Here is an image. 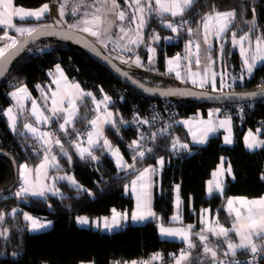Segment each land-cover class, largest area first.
I'll return each mask as SVG.
<instances>
[{
    "label": "trees",
    "instance_id": "trees-1",
    "mask_svg": "<svg viewBox=\"0 0 264 264\" xmlns=\"http://www.w3.org/2000/svg\"><path fill=\"white\" fill-rule=\"evenodd\" d=\"M15 2L26 8H38L44 3L52 5L54 0H15ZM118 3L129 11L126 0H118ZM240 3L241 0H196L194 7L185 16L188 20L186 27L194 29L192 34L186 29L173 33L161 24L156 25L154 31L162 38L174 35L177 41L167 43L162 39V42L156 45V63L146 65L144 71L140 73L131 72L151 86H177L175 76L167 71V57L182 50L188 39L200 37L202 24L198 27V22L210 11L212 5L224 11ZM252 4L256 7L258 26V31L251 34L253 40L264 32V0H252ZM153 16L154 14L142 32L146 44L151 41ZM67 17L68 21H71L74 16L68 13ZM165 17L180 19L168 15ZM244 19H253L250 7L245 12ZM52 23V13L40 21L27 22L31 26ZM234 23L235 26L225 33V38L221 40L219 47L211 51L216 67L227 62L231 74L238 75L241 66L240 55L231 43V33L236 32L238 37L247 32L248 28L241 22L239 15ZM0 34H3L1 27ZM69 42L71 41L54 37L40 39L30 44L12 63L6 77L0 83V150L8 152L18 164L26 162L29 166H34L42 160L43 153L34 154L31 151L34 146L42 148L40 141L31 137L23 128V124L29 118L20 121L18 132H11L4 110L11 103L9 95L11 89L27 85L37 94L36 86L48 81L49 71L60 64L70 78L80 81L84 88L93 91L96 96L100 97L103 92L113 99L112 107L121 116L120 119H116L119 131L117 133V130L109 125L104 136L113 147L120 148L128 165L135 163V166L131 169L118 168L110 152L99 147L93 151V154L99 157L98 161L82 160L72 144L66 142L68 136L83 127L94 116L92 101L89 98L84 99L80 103L79 116L73 127L68 128V134L58 129L59 121L50 125L55 128L61 143L69 150L68 155L72 157L71 164L67 156L61 160L62 169L71 172L83 189L61 182L62 196L16 197L13 191L1 194L0 211L8 215L3 222H0V229L9 230V240L5 241L0 237V264H80L81 261L112 264L115 260L146 259L158 252L164 255V260L159 264H172L173 257L170 254H178L185 245L161 238L158 217L163 224H173L171 217L175 212V184L180 185L186 222L197 219L196 214L189 212L191 198L197 214L201 209L210 207L217 213L220 222L230 226L231 217L225 210L227 197L243 195L256 198L264 195V180L260 178L264 173V148L250 151L244 144L247 129L261 127V136L264 138V99L240 104H212L179 97L159 99L148 97L117 79L80 46L79 48L69 46ZM221 44L224 47V55L219 54ZM139 53L145 60L147 59L145 46L139 47ZM262 81H264V63L257 67L251 78H247L243 84L237 82L232 89L255 90ZM212 106L221 107L224 114L233 117L235 123L233 145L224 144L222 133H218L210 137L204 146H194L188 131L179 122L182 118L196 114L198 110L205 111L207 107ZM134 116L136 122L133 124L126 122ZM139 118L147 120L150 126H160L165 131L158 132L155 140L151 138L149 146L144 150L147 153V149L150 148L152 152L147 153L143 159L137 157L134 162V153L129 145L137 137L138 128L144 127ZM176 138L180 143H188L190 151L179 147L173 150L171 145ZM54 147L60 148L56 144ZM11 156L0 154V190L11 186L15 179V166ZM222 156L230 159L235 179L226 180L223 195L214 193L210 196L206 192V182L212 177ZM160 157L169 159L170 163L163 169L160 191L155 189L153 193V209L157 218H152L144 224H128L112 233L83 227L76 222V217L82 215L92 219L108 216L113 208L131 210L134 200L127 195L126 187L144 168L155 166ZM15 208H19V211L12 215L10 212ZM26 211L48 217L53 221L52 227L38 233L29 231L28 222L23 218ZM14 252L17 255L13 256ZM247 256L239 252L237 255L241 258ZM196 264L202 262L197 261ZM260 264H264V260H261Z\"/></svg>",
    "mask_w": 264,
    "mask_h": 264
},
{
    "label": "snow or ice",
    "instance_id": "snow-or-ice-1",
    "mask_svg": "<svg viewBox=\"0 0 264 264\" xmlns=\"http://www.w3.org/2000/svg\"><path fill=\"white\" fill-rule=\"evenodd\" d=\"M127 2V0H126ZM196 3V0H131L129 7L134 6V11L129 17L126 10L121 8L118 0H94L92 5H86L83 14L76 20L73 24H68V28H79L83 32L89 33L93 37L100 39L103 34L110 33L111 28L117 21L128 20L129 24H134L135 28H125L124 26H119V31L123 35L120 37L124 39L128 37V43L132 45H139L144 43L142 36V31L148 25V20L153 14L161 17V25L164 28L170 29L173 33H178L181 30H185L192 34L194 29L191 27H186L188 25V20L185 18L186 13L191 10ZM14 0H0V26L3 28V34L0 35V40L6 41L3 46H0V58L9 55L12 50L17 49L18 45L21 43H27L29 39H33L38 36L43 29L55 27L60 23H67L63 18L66 15L67 0H62V2H57L54 0L53 4L44 3L40 7L35 9H27L23 6L14 7ZM99 4V6H96ZM91 7L94 11H88ZM251 8L252 20L244 19V14ZM103 9V11L101 10ZM79 8H74L72 15L75 16L79 12ZM55 13L57 18L53 19V24L51 25H38V26H17L13 23L14 18L17 21L27 23L31 20L40 21L42 18L48 16L51 13ZM168 14L171 18L179 17V20H173L165 17ZM256 7L252 4V0H241L238 6H233L228 10L220 11L215 5L210 7V11L205 13L201 20L198 22L199 25L202 24L204 30L203 45H209L208 48L204 49L205 59L209 62L211 57L208 55L210 51V41L209 36H215L218 40H224V34L229 32L231 27L235 26V21L239 15L241 22L247 26L248 31L244 32L243 35L237 37L236 32L231 33V43L233 46H239V54L243 58L242 60V75L239 80L242 82L245 78H251L257 69L258 64L264 63V32H261L256 36L255 41L252 40L251 34L258 31V26L256 24ZM9 29H14L21 37L25 39L21 41L14 35L9 34ZM134 33L135 39H133L129 34ZM151 39L155 42H159L161 39L171 40L172 37H161L159 33L153 30ZM247 41V47L245 42ZM102 42V39H101ZM188 45H192V41H188ZM195 63L200 65V51L202 44L197 42L195 45ZM132 51L131 48L128 49ZM157 49L149 46L148 52V63L153 64L155 60V53ZM189 56L193 55L191 47H189ZM219 54L224 55V47L221 44L219 49ZM182 57L177 55L167 61L168 73L175 72L177 79L181 78V72L178 70L180 67V61ZM127 63V61H124ZM134 63L137 66H143L139 56L136 57ZM56 72L59 73V77L52 81L53 84L57 86L55 91L51 92V108L48 111L51 112V116L46 115L45 111L40 107L36 100H32L31 116L35 118L36 123H49L53 118L63 120L59 123L58 127L60 130L68 134V126L73 125L79 112V107L77 101H83L85 97H92V93L84 92L78 83L68 84L67 77L64 75L63 70L59 64L55 65ZM4 73L0 71V75ZM167 74V73H166ZM189 76L193 77L192 83L199 84V87L203 88L206 84L211 82V87L216 90V74L213 73L211 78L208 76V69H205L204 75L201 76L199 72L192 73L189 70ZM49 75H53L49 72ZM127 75V73H125ZM200 76L199 81L194 77ZM63 81V87H61V82ZM41 88L40 85L36 86ZM140 87H143L141 84ZM231 87V85H229ZM223 89L221 88L220 91ZM41 91L44 95L45 102L49 99L46 92ZM103 91V89H101ZM146 91H152L151 89H146ZM180 89L176 90H164L161 91V95H181ZM9 95L16 100L15 107H19L23 110L22 101L25 99H31V94L28 92L26 86H21L16 88L15 91L9 93ZM230 95L240 96V97H256L264 96V81L257 86L256 91L249 93L237 94L232 93ZM93 98V103L96 105V110L99 111L101 105L104 106V115H97L94 119L89 121L92 126V131L87 133V143L88 147H82L81 144L76 143L78 155L80 159H90L92 161H98L99 157L93 154L96 148L106 149L111 153L112 156L116 157V164L118 168L131 169L134 168L135 163L132 165L126 164L123 156L120 153L118 147H113L111 142L104 136V125H111L113 128L119 131L117 123L114 119L112 112L107 111L108 103L111 101V97L107 94L103 96V99L96 101ZM65 101H67V107H65ZM219 112V109L215 110ZM243 112V109H240ZM4 115L7 116L9 127L13 132H18L17 129V115L14 114L13 108L10 107L4 111ZM213 113H209V119L207 121H197L193 125L190 121H183L182 123L188 127V131L191 134L192 142L194 144H205L208 141L209 134L215 133L218 128H227L228 135L224 136L225 144H232L233 138L231 135V117H226L219 121V124H215L212 121ZM155 119V118H153ZM122 123H126L121 121ZM143 123L147 124L148 121L144 120ZM23 128L33 135L37 140L42 142V145L48 147L45 148V154L42 162L35 168H29V166L24 164L18 165V178L20 181V186L18 190L14 193L16 197H40L44 198L48 193L56 195L59 193V189L55 187V182L58 180H65L70 185H75L77 188H82L76 181L74 176L65 174L63 176L52 177L53 184L48 185L44 183L47 179V169L49 166L57 167L56 156L52 155L49 157L47 153L51 152V145L54 143L60 146V151L63 155L67 156V150L64 149L63 144L59 138L53 139L54 133L47 131H40L31 123L23 124ZM165 131V130H161ZM261 129H257L256 132L249 130L247 135L244 137L245 147L249 150L256 148H264V139H260L259 133ZM23 135V133H20ZM38 134V135H37ZM79 135V134H77ZM157 133L152 134V139L155 140ZM140 139H143L141 136ZM75 143V142H74ZM130 148L137 149L140 147L139 140H133L129 145ZM172 149L175 150L177 147L183 150L190 151V145L188 143H180L179 139L176 138L171 145ZM152 149H147V153H151ZM145 151L135 152L133 156V161L135 162L137 157L143 159L146 154ZM69 164L72 163V157L68 156ZM165 160L160 157L157 160V164L162 169ZM225 160L221 157V163L218 169L213 172V179L208 181L207 194L213 195L214 193L223 194L225 191L224 175L227 173L232 179H235L233 173L232 165L229 163L227 168L224 167ZM13 164L15 161L13 160ZM157 172L155 167L144 168L139 172L136 180L132 181L131 191L136 194V210L131 213V220L133 221H146L149 218H157V214L152 210V180L151 176L153 173ZM33 174H35V179H33ZM260 178L264 180V173L261 174ZM139 182V188L137 187ZM127 190V187H126ZM174 215L171 217L173 221L182 220V205L183 201L180 198V185L174 186ZM91 195V193L89 192ZM7 199V197H3ZM238 205V206H237ZM226 208L229 215L233 216V222L231 227H225L220 224L218 218L209 220L207 217L210 213L209 209H203L201 212L200 223L203 225L199 232H193L194 225L189 224L182 227H165L163 224L159 226V233L161 236L165 237H179L187 245L186 248H182L178 254H170L173 256V264H196L199 257H193L192 249L202 248V257H207V259L202 260V264H258L260 260H264V196L256 199H249L246 197H229L226 201ZM17 209H12V214H15ZM5 212L0 211V222L5 220ZM25 221L29 222V231H40L47 228L51 221L41 222L38 218L30 216L28 213L23 214ZM129 214L127 212L120 213L117 212L115 208L112 209V218L109 222L108 217L103 218V228L107 230H112L115 227L121 225V220H127ZM76 222L81 225H87L90 223L89 218L86 216L76 217ZM99 226V222H93ZM232 233L238 237V242L234 241L232 238ZM209 234L216 238V244L213 245L210 241ZM0 237L5 241L9 240V230L7 228L0 229ZM193 237L197 238L200 242L195 243ZM226 245V248L224 247ZM239 253L249 255V259L242 261L237 258ZM13 256L17 253H12ZM161 253H154L149 260H131V261H121L115 260L112 264H151L154 260H162ZM80 264H85L81 261ZM88 264H95L94 261H89Z\"/></svg>",
    "mask_w": 264,
    "mask_h": 264
},
{
    "label": "crops",
    "instance_id": "crops-1",
    "mask_svg": "<svg viewBox=\"0 0 264 264\" xmlns=\"http://www.w3.org/2000/svg\"><path fill=\"white\" fill-rule=\"evenodd\" d=\"M67 1H69L68 4L70 5V7L68 8V11H67L68 13H72V12H73L74 6H76V8H81V9L84 11L86 5H92V4L94 3V0H67ZM127 2H128V7H129V3L131 2V0H127ZM13 6H14V7H20V5H17V4H16L15 0H14V4H13ZM96 6H99V4H97ZM24 8H26V7H24ZM121 8L123 9V7H121ZM129 8H131V7H129ZM129 8H128V9H129ZM27 9H35V8H27ZM132 9H133L132 11H131V10H129V11L127 10V11H128L127 14H128L129 17L132 15V13H133V11H134V8H133V7H132ZM101 10L103 11V9H101ZM124 10H125V9H124ZM88 11H94V9L91 8V7H89V8H88ZM68 13H67V14H68ZM79 13H80V12H77L76 15L73 17V19H72L71 21H69L71 24H72V23H75L76 20H77L78 18H80V16L82 15V13H80V14H79ZM67 14L65 15V19L68 21ZM165 15H168V14H165ZM118 22L121 23V26H124L126 29L129 28V27H131V28H133V29L135 28V25H134V24H129L127 19H126L125 21H117V23H118ZM13 23L17 24V26H31L30 24H27V23H24V22L17 21L15 18H14V20H13ZM52 24H53V23H52ZM119 25H120V24H119ZM0 27L2 28V26H0ZM76 29H77V28H76ZM8 31H9V34H10V35H14V36H16V37L19 39V34L16 33V32L14 31V29H9ZM143 31H144V29H143ZM143 31H142V32H143ZM118 32H120L119 29H118ZM156 33H158V32H156ZM129 35H130L133 39L136 38L134 33H130ZM224 35H225V34H224ZM142 36H143V34H142ZM160 36H161V35H160ZM203 36H204V30H203V27H202L200 37L193 38V39H188V40L185 42L184 47H183L182 50L177 51L174 55H171V56H168V57H167V59H166V67H167V69H168L167 61H168L169 59L174 58V57H176L177 55H179L180 57H182V59H181V61H180V67H179V69H178V70L181 72V78H180V79H177L176 76H175V72H172V74L175 76L177 82H180V84L191 85V86H194V87H197V88H201V87H199V84H198V83H197V84H193V83H192V79H193V77H190L188 73H189V70H190L192 73H197V72H199V73L201 74V76H203V75H204V72H205V69L207 68V69H208V76H209V78H211V75H212L213 73L216 74V90H213V89H212V87H211V82H209L208 84H206V85H205L203 88H201V89H208V90H212V91H220V89L222 88L223 90H228V88H229V87H228V86H229V82H230V81H234L235 79H238V78L242 75V60H243V58L240 56L241 66H240V71H239V74H240V75L238 74L239 77H236V76H238V75H232V74H231V72H230V68H229L227 62H224L223 64H221L222 66L219 64V65L221 66V69H220V66H219V65L216 67V66L214 65L215 61H214V59H213V52H212L211 50H212L213 48H217V47H219L221 40H218L215 36H209V41H210V51L208 52V55L211 57V61H214V63H212V62H209L208 60L205 59V52H204V49H205V48H208L209 45H203ZM161 37H162V36H161ZM167 37H172L171 40L165 39V41H166L167 43H173V42L177 41V38H176L174 35H169V36H167ZM126 39H127V37H126ZM143 39H144V37H143ZM126 41L128 42V39H127ZM188 41H192V45H191V46L188 45ZM253 41H255V39H253ZM161 42H162V39H161L159 42H155V41H153V40L151 39V41L149 42V44H146L145 39H144V43H140L139 45H132V44H129V46H131V49H132V48H133V49H132V53H131L130 55H127V56H129V58L132 59L133 61H135L136 57L139 56V58H140V60H141V62H142V65H143V66H137L138 68H140V69L138 70V73L144 71L146 65H151V64H149V63L147 62V61H148V57H147V61H145V59H144V58L142 57V55L139 53V47L145 46V47H146V50H147V54H148V56H149L150 53L148 52V47L151 46V47L156 48V45H159ZM197 42H200V43L202 44V48H201V51H200V60H201L200 65H197V64L195 63V59H196V57H195L194 54H195V52H196L195 45H196ZM124 43H125V42H124ZM124 43H123V44H124ZM109 45H110V44H109ZM114 45H117V44L115 43ZM121 46L123 47V45H121ZM245 46L247 47V41L245 42ZM125 47H126V46H125ZM189 47H191V51H192V53H193V55L190 57V60L187 58V57L189 56V51H188V50H189ZM234 47H235V49L239 52V46L236 45V46H234ZM109 48L112 50V48H111L110 46H109ZM128 49H129V47H128ZM113 50H114V53H113V54H114L117 58H119L118 56H120V57H121V56H125L123 50L120 51V52L117 51L116 49H113ZM115 53H116V54H115ZM239 55H240V54H239ZM144 63H145V64H144ZM155 63H156V53H155V60H154V63H153V64H155ZM262 64H263V63L258 64V66H260V65H262ZM59 65H60V64H59ZM60 66H61V69L63 70L64 75L67 77V81H68V84H69V85H71V84H73V83H78V84L80 85V88H81L84 92H90V93H92V97H95V100H96V101H100V100L103 99V96H104L106 93H103V92H102V94H101L100 97L96 96L95 93H94L93 91L84 88V86L80 83V81H77V80H74V79L70 78L69 75L67 74L66 70L64 69V67H63L62 65H60ZM258 66H257V67H258ZM49 72H52L53 75H49V79H48V81H46L45 83H43V84L40 85L41 88L43 89V92H46V93L48 94V96H49V99H48L46 102H45L44 95H43V93H42V91H41V88H37V91H38V92H37V94H35V93L32 91V89H31L30 87H28L27 85H21V86H26V87H27L28 92L31 94V99H25V100L22 101V103H23V110H21L19 107H15V105H16L17 102H16L15 99H13V98L10 96L11 103H10V105H8V106L5 108V110L8 109V108H10V107L13 108L14 114L17 115V127H18V124L20 123V121H21L22 119H24V118H29L28 120L25 121V123H31V124H33L35 127H37L38 129H40V131H46V128L49 127L50 125H52L53 122H58V121H59V123H62V122H63V120H59V119L53 118V120H52L51 122H49V123H36L35 118H34L33 116H31V114H30V113H31V108H32V100L34 99V100L37 101V103L40 105V107L45 111V114L51 116V112L48 111V109L51 108V99H50V97H51V92H52V91H55L56 88H57V86H56L55 84H53L52 81H53L54 79H56V78L59 77V73L56 72L55 66H54V68H53L51 71H49ZM194 78L197 79V81H199V79H200L201 77H200V76H197V77H194ZM246 78H247V77H246ZM21 86H18V87H21ZM63 86H64V85H63V81H62V82H61V87H63ZM18 87H16V88H18ZM16 88L11 89L9 93L15 91ZM108 96H109V95H108ZM92 97H85L84 99L89 98V99L92 101V106H93V110H94V116H93L92 119H94L97 115H101V116L104 115V106L101 105L100 110L97 111V110H96V105L93 103V98H92ZM109 97H110V96H109ZM84 99H83V100H84ZM81 102H82V101H77V104H78V107H79L78 116H79V113H80V103H81ZM112 105H113V99L111 98V101L108 103V106H107V111H110V112L113 113V115H114V119H115V121H116V119H117V118L120 119L121 116H120V114H119V113H118V112L112 107ZM64 106L67 107V101H65V105H64ZM216 109H219L220 111H219V112H216V111H215ZM5 110H4V111H5ZM210 112L213 113V116H212V121H213V123H215V124H217V125L219 124V121H220V120H223V119H225L226 117H229V116H230V115H226V114H224V113H223V109H222L221 107L212 106V107H207V108L205 109V111H204V110H198V111L196 112V114H194V115H192V116H190V117L182 118V119L179 120V122H180V123L185 127V129L188 131V127L185 126V125L182 123L183 121H186V120H187V121H190L193 125H195L197 121H200V120L207 121V120L209 119V113H210ZM78 116H77V117H78ZM5 117H6V119H7V116H5ZM230 117H231V135H232L233 143H234V124H235V123H234V119H233V117H232V116H230ZM76 119H77V118H76ZM92 119H91V120H92ZM7 121H8V119H7ZM75 121H76V120H75ZM25 123H24V124H25ZM59 123H58V125H59ZM74 123H75V122H74ZM73 125H74V124H73ZM73 125L68 126V128L73 127ZM108 126H109V125H107V124L104 125V134H105L106 128H107ZM8 127H9V123H8ZM9 129H10V127H9ZM58 129H59V127H58ZM257 129H261V132L259 133V136H260V139H264V138L261 136L262 128L260 127V128H257ZM257 129H247V131L245 132V135H247V133H248L249 130H252L253 132H256ZM24 130H25V132L28 133L31 137H33V135H32L31 133H29L26 129H24ZM59 130H60V129H59ZM92 130H93V129H92ZM92 130H91V131H92ZM10 131L13 132L11 129H10ZM218 133H222L223 142H224V136H225V135H228V129H227L226 127H225V128H218L217 131H216L215 133H210V134H209V138H208V140L210 139V137H212V136H214V135H217ZM188 134H189V137H190L191 143H192V145H194V146L201 147V146H204V145L208 142V141H207L205 144H194V143L192 142V137H191V134L189 133V131H188ZM37 135H38V134H37ZM245 135H244V137H245ZM33 138H35V137H33ZM38 141H39V140H38ZM40 143H41V145H42V142H41V141H40ZM76 143L81 144L82 147H88L87 140H85V141H81V142H75L74 144H72V147H73V149L76 151L77 154H78V152H77V148L75 147V144H76ZM233 143L230 144V145H233ZM224 144H225V143H224ZM54 145H55V144H52V145H51V149H52V150H51V152L47 153V155H49V157H51L52 155H55L56 158H57L56 163H57L58 166H57V167H52V166H49V167H48V169H47V174H48V175H47V179L44 180V183H46V184H48V185H52V184H53L52 177H55V176H63V175H65V174H68V175L74 176L71 172L62 169L61 160H62L64 157H66V155H63V154L61 153L60 148H59V149H55ZM226 145H229V144H226ZM230 145H229V146H230ZM46 147H48V146H46V145H42V148L44 149L42 160H43V158H44L45 148H46ZM114 147H118V146H114ZM118 148H119V147H118ZM64 149H66V147H64ZM257 149H260V148H256V149H253V150H257ZM66 150H67V157H68V156H69V155H68L69 150H68V149H66ZM119 150H120V148H119ZM248 150H249V149H248ZM253 150H250V151H253ZM120 153H121V155L123 156V159H124V161H125L126 164H127V159L125 158V156H124V154L122 153L121 150H120ZM110 156H111V157L113 158V160L116 162V157L112 156L111 153H110ZM222 157H223L224 160H225V163H224V167H225V168H227V166H228L229 163L232 165L230 159H229L227 156H222ZM163 158H164V160H165V163H164V166H163L162 169L160 168V166H159L158 164H156L155 166H151V167H155V168L157 169V172L153 173L152 176H151V180H152V182H153V184H152V188H151V193H152V210H153V211H154V209H153V193H154V190H155V189H158V191H160V189H161V175H162L163 169H164L167 165H169V163H170V160H169V159H167V158H165V157H163ZM42 160H41L38 164H36V165H34V166H29L26 162H23V163H21V164L26 163V164L29 166V168L35 169V168H36V167L42 162ZM220 163H221V160H220V162L218 163L217 167L214 169L213 172H215V171L218 169V166L220 165ZM149 167H150V166H149ZM146 168H148V167H146ZM232 169H233V165H232ZM233 173H234V169H233ZM138 175H139V174H138ZM138 175H136L134 178L131 179L130 183H129L128 186H127V190H126L127 195L130 196V197H132L133 200H134V206H133V208H132L131 210L115 208V209L117 210V212H120V213L127 212V213L129 214V218H128L127 220H121V225H120V226L115 227V228L112 229V230H107V229H104V228H103V222H104V221H103V218H104V217H108L109 222H111L112 212H111V214L108 215V216H102V217L93 218V219L90 218V217L87 216V215H82V216H86V217H88L90 223L87 224V225H81V224H79V225H81V226H83V227H88V228L96 229V230H101V231H103V232L112 233V232L119 231V230L123 229V228H124L125 226H127L128 224H144L145 222H147V221H149L150 219H152V218H149V219L146 220V221H133V220H131V213H132L133 211L136 210V194L133 193V192L131 191V187H132V181H133V180H136ZM32 178L35 179V174H33V177H32ZM228 178L232 179L231 176H229L227 173H225V175H224V177H223V179H224V183H226V180H227ZM75 179H76V178H75ZM212 179H213V175H212V177H211L210 179H208L207 182H206V192H207L208 181H210V180H212ZM76 181H77V179H76ZM61 182H62V183H67V184H69V183H68L67 181H65V180H58V181H56V182H55V187L59 189V193L56 194V195H53V196H62V195H63V192H62L61 187H60V183H61ZM78 183H79V182H78ZM69 185H70V184H69ZM79 185H81V184L79 183ZM175 185H177V184H175ZM178 185H179V184H178ZM19 186H20V185H19ZM70 186H72V187H74V188H77L75 185H70ZM81 186H82V185H81ZM137 187L139 188V182H138ZM18 188H19V187H18ZM77 189H83V186H82V188H77ZM17 190H18V189H17ZM17 190H15V192H16ZM15 192H14V193H15ZM218 194H220V193H218ZM223 194H224V193H223ZM223 194H221V195H223ZM48 195H52V194H51V193H48L47 196H48ZM262 196H264V195H262ZM174 197H175V193H174ZM229 197H246V198H249V197H247V196H243V195H239V196H229ZM229 197H227V198H229ZM260 197H261V196H260ZM44 198H45V197H44ZM180 198H181V197H180ZM227 198H226V200H225V210H226L227 213L229 214V212H228V210H227V208H226V201H227ZM256 198H259V197H256ZM256 198H249V199H256ZM181 200H182V199H181ZM237 206H238V205H237ZM15 209H17V212L19 211V208H15ZM203 209H209V210H210V213H209V215H208V217H207L209 220H213L214 218H218L217 213L213 212L212 209H211L210 207H206V208H203ZM203 209H201L200 212L197 214V213L195 212V209H194V206H193V200H192V198H191V199H190V202H189V212H190L191 214H196L197 219H196L195 221H191V222H186V221H185V217H184V203H183V205H182V220H181V221H173V220H172V221H173V224H171V225H166V224H163V223L160 221V217H158V218H159L158 228H159L160 224H163L165 227H182V226H186V225L192 224V225H194L193 232H199L200 229H201V227H203V225H201V223H200L201 212H202ZM17 212H16V213H17ZM10 213L12 214V211H11ZM25 213H28V214H29L30 216H32V217L38 218L41 222L51 221V224H50L47 228H45V229H43V230H40V231H31V232H33V233H38V232H42V231L48 230V229H50V228L52 227V225H53V221H52L51 219H49L48 217H46V216H43V215H37V214H35V213H31V212H28V211H26ZM12 215H14V214H12ZM229 216L231 217V222H233V216H232V215H229ZM78 217H79V216H78ZM27 222H28V221H27ZM93 222H99V226H97V224H96V223H93ZM219 222H220V221H219ZM220 224L224 225L225 227H229V228H230L231 225H232V223H231L230 226H227V225H225V224L222 223V222H220ZM29 226H30V225H29V222H28V227H29ZM231 235H232L233 240L236 241V242H238V237H236L234 233H232ZM160 236H161V235H160ZM161 238H162V239H165V240H171V241L181 242V243H183V244L185 245L184 248L187 247L186 243H185L184 241H182L179 237H165V236H161ZM209 238H210V241L212 242V244L215 245V244H216V238H215V237H212L210 234H209ZM193 240H194V242L197 243V244L200 243V242L198 241V239L195 238V237H193ZM224 247L226 248V245H225ZM191 251H192V253H193V257H199V259H197V261L202 262V260L207 259V257H202V256H201L202 248L192 249ZM158 253H161V254H162L163 259H162V260H154V261L151 262V264H159V263H161V262L164 260V255H163V253H162V252H158ZM171 257H173V256L171 255ZM149 258H150V257H149ZM149 258H146V259H132V260L143 261V260H149ZM173 259H174V258H173ZM127 261H131V260H127ZM83 262H85V264H88L89 261H83ZM172 264H173V262H172Z\"/></svg>",
    "mask_w": 264,
    "mask_h": 264
},
{
    "label": "water",
    "instance_id": "water-1",
    "mask_svg": "<svg viewBox=\"0 0 264 264\" xmlns=\"http://www.w3.org/2000/svg\"><path fill=\"white\" fill-rule=\"evenodd\" d=\"M51 25V24H46ZM2 35V34H0ZM62 38L69 40L78 46H80L87 54H89L96 62L100 63L104 67H106L117 79L122 81L127 86L138 90L144 95L152 98H171V97H179L191 99L193 101L199 103H212V104H240L255 100L264 99V96H256V97H240L235 95H230L232 93L243 94L249 93L255 90H222V91H212L208 89H201L191 85L184 86H173V87H161V86H151L144 81L140 80L136 77L130 70L126 69L122 66L114 57H112L109 53L103 50L98 43L93 40L86 33L75 29L68 28V26L60 27L55 25V27L45 28L42 32L33 39H29L27 43H21L18 45L17 49L12 50L9 55H6L4 58H0V71L4 74L0 75V83L6 77L12 63L19 57V55L32 43L44 39V38ZM25 38L21 37L20 40L23 41ZM6 41L0 40V44H4ZM127 73V75H125ZM143 87H140V85ZM146 89H151L152 91H146ZM180 89L182 93L181 95H161V91L164 90H176ZM0 154L9 155L8 152L4 150H0ZM11 158L15 161L14 157ZM18 163L15 161V179L11 186L1 189L0 195L8 192H12L17 183H18Z\"/></svg>",
    "mask_w": 264,
    "mask_h": 264
},
{
    "label": "rangeland",
    "instance_id": "rangeland-1",
    "mask_svg": "<svg viewBox=\"0 0 264 264\" xmlns=\"http://www.w3.org/2000/svg\"><path fill=\"white\" fill-rule=\"evenodd\" d=\"M69 3V1H67V8H66V14L68 13L67 11H68V8L70 7V5L68 4ZM74 8H76V6H74ZM129 8V7H128ZM133 8H134V6H133ZM80 9V13H82L83 14V10L81 9V8H79ZM129 10H133L132 9V7L131 8H129ZM126 12H128V11H126ZM79 13V14H80ZM52 17H53V19L54 18H57L56 17V14L53 12L52 13ZM65 21H67L66 19H65V16H64V18H63ZM68 24H71L69 21H67V23H60V24H58L57 26H60V27H64V26H68ZM73 24V23H72ZM120 24V25H119ZM121 26V23H117V24H114L113 26H112V28H111V32L110 33H105V34H103V36L100 38V39H98L97 37H93V36H91L89 33H87V32H84V33H86L88 36H90L93 40H95L97 43H98V45L103 49V50H105L107 53H109L112 57H114L122 66H124L126 69H128V70H130V71H133V72H137L138 73V70L140 69V68H138L137 67V65L134 63V61L132 60V59H130L129 58V56H127V55H130L131 53H132V51H129L128 50V47L129 48H131V46H129V43L126 41L127 39H128V37H127V39H126V37L124 38V39H121L120 37L123 35L122 33H120V32H118V29H119V26ZM76 29V28H75ZM78 30H80L79 28H77ZM81 31V30H80ZM83 32V31H82ZM21 38V36L19 35V39ZM101 39H102V42H101ZM125 42V43H124ZM117 44V45H114V44ZM124 43V44H123ZM110 44V45H109ZM121 45H123V47L121 46ZM69 46H71V47H73V48H79V46H77L75 43H73V42H69ZM109 46L112 48V50L109 48ZM126 46V47H125ZM113 49H116L117 51H124V54H125V56H118L119 58H117L113 53H114V50ZM133 49V48H132ZM116 54V53H115ZM124 61H127V63H125ZM145 61H147V59L145 60ZM148 62V61H147ZM222 66V65H221ZM221 66H220V69H221ZM240 75V74H239ZM239 75L238 76H236V77H239ZM245 79H247V78H245ZM239 83V81H238V79H235L234 81H230L229 82V85H231V87H229L228 89H232V88H234V86H235V84L236 83ZM245 82V81H244ZM177 84L179 85V86H184V84H180V82H177ZM242 84V83H241Z\"/></svg>",
    "mask_w": 264,
    "mask_h": 264
},
{
    "label": "built area",
    "instance_id": "built-area-1",
    "mask_svg": "<svg viewBox=\"0 0 264 264\" xmlns=\"http://www.w3.org/2000/svg\"><path fill=\"white\" fill-rule=\"evenodd\" d=\"M153 19H154V24L152 25L151 29L152 30H156V25L161 24L160 21H161L162 18L159 17L158 15L154 14ZM238 81H239V83H242V84L244 83V81L241 82L239 80V78H238ZM93 112H94V110H93ZM135 118H136L135 116L132 117L128 122H131L133 124V122H136ZM139 119H140L141 123L144 125V127L138 128V135L134 139V140H139L140 141V147L137 148V149H133V148L129 147L134 154H135V152H138V151H144L150 144V140L152 138V134L153 133H158V132H160L162 130V127H160V126H153L152 127V126H150L151 124L149 122L147 124L143 123V121L145 119H142V118H139ZM91 130H92V126L89 124V122H87L83 127H81L80 129L76 130L72 135L68 136L65 140L69 144H74V142L85 141V140H87V133L89 131H91ZM46 131L54 133L53 139L59 138L61 140V138L57 134V132H56L54 127L49 126V127L46 128ZM77 134H79V135H77ZM141 136H143V139H140ZM31 151L34 154H41V153H43L44 149L34 146V147L31 148ZM19 185H20V181L18 180V183H17L15 189L13 190V194H14L15 190L18 189ZM237 258L242 260V261H246L250 257L248 255L247 257H244V258H241V257H237ZM260 261L258 262V264H260Z\"/></svg>",
    "mask_w": 264,
    "mask_h": 264
},
{
    "label": "bare ground",
    "instance_id": "bare-ground-1",
    "mask_svg": "<svg viewBox=\"0 0 264 264\" xmlns=\"http://www.w3.org/2000/svg\"><path fill=\"white\" fill-rule=\"evenodd\" d=\"M0 46H3V44H0ZM126 122H128V120Z\"/></svg>",
    "mask_w": 264,
    "mask_h": 264
}]
</instances>
